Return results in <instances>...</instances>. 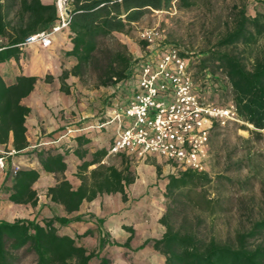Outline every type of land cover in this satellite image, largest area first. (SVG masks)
<instances>
[{"label": "trees", "instance_id": "obj_1", "mask_svg": "<svg viewBox=\"0 0 264 264\" xmlns=\"http://www.w3.org/2000/svg\"><path fill=\"white\" fill-rule=\"evenodd\" d=\"M196 2L71 0L70 24L64 32L68 33L73 45L66 55L75 60L76 65L64 70L59 77L60 91L70 95V86L66 83L69 77L81 80L91 69L98 73V87H113L117 90L121 86L126 87L133 81L141 59L133 60L127 47L122 45L123 51L110 53L107 64L101 66L97 60L101 42L111 38L114 33L128 32L151 12L169 11L174 5L189 9ZM231 15L232 29L205 53L195 58L193 56L192 62L198 70L197 79L204 80V86L215 89L214 92L229 95L244 122L241 127L249 131L252 137L261 138L264 136V47L257 54L254 51L264 39V0H236L231 7ZM58 21L57 0L51 4H44L42 0H0V64L19 61L26 40L49 32ZM239 47H243L244 51L237 52ZM53 80L51 75L45 78L46 83H52ZM38 81V77L22 75L9 84L0 75V147L7 148L12 140L17 155L29 146L26 118L31 109L24 106L22 101L33 93ZM113 97L120 98L118 95ZM108 101L109 108L128 104L125 99L119 103L111 98ZM100 122H106V119L102 118ZM248 125L252 126V130ZM82 141L80 139L81 144ZM33 154L41 171L57 177L58 184L48 189L47 197L53 204L62 206L67 215L78 212L85 201L92 202L99 195L121 193L126 199V188L136 180L124 157L121 168L103 165L108 155V150L103 149L96 152L91 161L79 167L77 176L82 185L74 190L64 176L67 171L64 154L55 153L53 148L48 147L36 150ZM93 165L98 167L89 176L84 175ZM14 171L8 172L5 179L6 182L11 177L12 186L8 188L3 183L1 191L7 194L12 204L37 207L38 194L34 185L40 179L41 171ZM167 180L164 193L166 211L160 219L166 231L161 239L153 241L154 250L163 256L165 264H264V243L252 245L253 241L264 237V216L254 222L248 232L238 233L234 244L222 243L216 238H203L189 228L185 208L188 206L195 212L210 216L219 212L217 207L220 205L217 203L220 196L212 198L207 190L212 182L208 173L190 170L169 175ZM182 205L183 209L180 207ZM74 221H81V218L54 215L13 222L0 220V264H19L22 251L34 254L38 264H91L94 259H98L99 264H112L108 258L101 257L105 247H129V242L124 245L107 243L104 235L98 242L97 251L90 252L84 245H79L76 238L61 234V228ZM99 224L102 225L103 221L100 220ZM88 236H93V232L89 231L77 238Z\"/></svg>", "mask_w": 264, "mask_h": 264}, {"label": "crops", "instance_id": "obj_2", "mask_svg": "<svg viewBox=\"0 0 264 264\" xmlns=\"http://www.w3.org/2000/svg\"><path fill=\"white\" fill-rule=\"evenodd\" d=\"M42 1L44 4L53 2ZM72 47L68 33H59L55 35L51 47L42 48L38 45L24 47L19 61L11 60L0 64V75L9 84L22 75L39 78L33 93L22 101L24 106L31 109L26 118L28 148L19 155H9L7 153H15L12 140L7 148L0 147V156L4 158L6 164V170L0 171V202L6 203L4 208L7 210L4 216H14L13 221L49 218L54 215L80 217L81 221H74L69 226L62 227L61 234L76 238L77 241L82 240L81 245L85 247L91 241L99 242L104 235L107 236L105 237L107 243H114L115 240L124 245L129 242L128 248L118 246L124 250L122 264H165L163 256L153 248V241L161 239L166 231L160 219L166 211L164 193L171 168L168 166L167 169L160 165L163 159L154 157V162L152 157H149L147 160L137 162L136 165H130L136 180L126 188V199L121 193L99 195L92 202L85 201L78 212L67 215L62 206L53 204L47 197L48 189L56 186L58 180L55 175L41 171L34 151L48 147L53 148L55 153L64 154L67 164L64 176L74 190H77L82 185L81 179L77 176L79 167L84 162L91 161L96 152L109 150L114 135L113 126L100 127L104 123L100 122L101 119L107 118L110 108H103L99 113L103 115L101 117L97 115V110L87 109L84 102L75 99L74 93L82 88L79 78L70 76L66 81L70 86L71 95L60 91L59 77L64 70H70L76 65V61L66 55ZM48 75L54 77L52 83L45 82ZM75 129L81 131L70 133ZM80 139H83L82 144ZM110 157L107 155L102 164L112 165L109 162ZM120 157L128 159L124 155ZM97 167L98 165L91 166L84 175L89 176ZM16 168L41 171L40 179L34 185L38 194L37 207L12 204L8 201L7 194L1 191L3 183L8 188L12 186L11 177L5 182L6 174ZM158 169L161 171L160 174ZM0 220L13 222L4 217ZM100 220L103 221L102 225L99 224ZM89 231L93 232V236L77 238Z\"/></svg>", "mask_w": 264, "mask_h": 264}, {"label": "rangeland", "instance_id": "obj_3", "mask_svg": "<svg viewBox=\"0 0 264 264\" xmlns=\"http://www.w3.org/2000/svg\"><path fill=\"white\" fill-rule=\"evenodd\" d=\"M235 3L236 0H197L196 4L189 9H181L174 5L169 11L151 12L139 23L134 24L128 32L120 33L121 35L118 36L113 35L102 41L97 60L101 66L106 65L110 53L123 51L122 45L127 47L128 54L133 60L145 57L149 50L146 43L141 40L140 34L147 29H159L165 43L179 45L195 58L212 48L232 29L231 7ZM262 47H264V39L254 53L257 54ZM243 51V47L237 49L239 53ZM247 65L250 67V62L247 61ZM195 71V73L198 72L196 66ZM97 76L98 73L94 69L89 70L80 80L81 90H77L74 96L75 99L84 102L87 109H95L98 111L97 115L103 117L99 113L103 111V108L110 107L108 99L111 98L115 103L124 99L128 100L133 96L135 86L131 82L118 90L113 87H98ZM215 93L213 97L218 102L227 103L232 100L229 95ZM113 95H118L120 98H112ZM164 98L163 95L157 96L158 100ZM249 129L252 130L250 127ZM152 160L155 162L154 157ZM126 161L130 165L142 162L136 159ZM109 162L121 167L122 157L111 156ZM160 165L164 168L170 167L164 160ZM4 169L6 170V164ZM4 169L0 168V171ZM207 173L212 181L207 187L209 195L212 198L220 196L217 203L220 205L217 207L219 212L210 216L207 213L195 212L187 206L185 209L188 226L203 238H216L222 243L234 244L238 233L248 232L252 224L264 216V136L252 137L250 132L241 125L216 130L211 136L210 163ZM5 204L0 202V218L4 217L13 221L14 216H4L7 212L4 208ZM180 207L184 208L183 205ZM181 219L182 216L179 221ZM77 242L79 245L83 243L82 240ZM263 243L264 237L253 241L252 245ZM86 248L90 252L97 251L98 242L91 241L87 243ZM123 252L124 250L118 246L107 245L101 257L108 258L112 264H122ZM99 263L98 259L91 262V264ZM19 264L38 263L34 254L22 251Z\"/></svg>", "mask_w": 264, "mask_h": 264}, {"label": "built area", "instance_id": "obj_4", "mask_svg": "<svg viewBox=\"0 0 264 264\" xmlns=\"http://www.w3.org/2000/svg\"><path fill=\"white\" fill-rule=\"evenodd\" d=\"M57 8L58 23L49 32L27 39L24 47L49 48L55 35L69 28L71 0H57ZM140 37L149 53L137 64L133 96L126 106L110 108L106 122L100 126L114 127L108 156L161 158L170 165L171 175L190 170L207 173L212 133L244 124L237 106L233 100H215V90L197 79L192 55L165 43L159 29L144 30ZM159 95L165 98L158 100ZM4 167L0 156V168Z\"/></svg>", "mask_w": 264, "mask_h": 264}]
</instances>
